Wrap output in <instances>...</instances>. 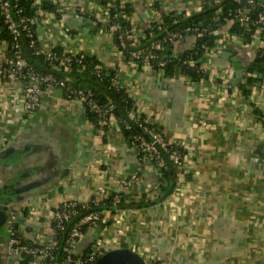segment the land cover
I'll return each instance as SVG.
<instances>
[{"label":"crops","instance_id":"1","mask_svg":"<svg viewBox=\"0 0 264 264\" xmlns=\"http://www.w3.org/2000/svg\"><path fill=\"white\" fill-rule=\"evenodd\" d=\"M119 1L132 6V31L139 35L162 14H190L203 0ZM43 2L53 6L43 10ZM34 5L40 48L94 54L101 66L114 69L137 112L160 126L167 143L184 149L185 164L171 192L159 198V170L127 143L115 118L105 128L92 122L58 86L42 91L39 105L23 115L19 81L0 78V264H25L9 250L11 224L21 242L39 244L52 235L54 207L117 193L126 201L152 202L104 210L99 224L76 242L77 253L100 237L108 250L127 248L145 263L264 264V77L247 97L237 87L262 44L259 35L245 45L222 26L202 63L207 77L192 82L164 78L125 59L105 25L91 19L105 21L103 0ZM79 17L82 26L76 24ZM193 45L194 36H187L175 42L174 52ZM6 48L0 41V61Z\"/></svg>","mask_w":264,"mask_h":264},{"label":"trees","instance_id":"2","mask_svg":"<svg viewBox=\"0 0 264 264\" xmlns=\"http://www.w3.org/2000/svg\"><path fill=\"white\" fill-rule=\"evenodd\" d=\"M13 17L16 18V9L29 18V25L34 30V21L38 14V7L34 5L35 0H9ZM203 0L199 10L190 14L184 11L177 13L175 11L167 12L161 15L159 20H152L141 34L136 35L132 31L131 15L133 8L128 1L121 3L103 0L104 18L105 21L97 20L91 16V19L96 21V26H104V31L111 33L116 47L122 51L123 56L127 60L134 62L138 69L143 65H148L155 70H159L164 78H173L177 76H185L192 82H197L207 77V70L202 67L204 59L209 51L215 47L216 40L219 37V29L222 26H227L228 33L235 35L241 39L242 43L247 45L253 40L254 35L258 32L259 37L264 40V21H258V16L263 9L264 0ZM53 5L50 2H43L40 8L49 10ZM248 16L246 21L240 18ZM113 24H119V30H111ZM201 32L199 36L197 33ZM180 33L181 39L187 36H194L195 41L192 48L186 49L178 54L174 52L171 34ZM0 41L7 44L6 57L12 58L14 39L3 20V11L0 7ZM18 41L22 46L23 57L28 66L40 73H51L58 79H64V84L61 87L66 98L74 97L73 89L89 90L93 98L101 105L111 103L113 105V115L117 120L120 130L125 136L127 143L134 147L138 155L144 159L146 152L141 151L137 136L143 135L146 140H150V136L143 130L147 125L144 122L145 116L142 114L138 121L129 116V112L135 110V102L129 94L128 89L119 84L114 83L116 72L112 68H104L94 54H88L79 51L71 56V66L67 71L63 68V64L52 68L49 60L43 53H36L29 45V40L25 33H21ZM121 42L124 46L122 47ZM159 44V46H156ZM54 51L62 53L64 50L61 47H54ZM137 51L138 54L131 57L128 52ZM161 63V64H160ZM243 78L237 83V87L247 97L252 86L259 83L264 77V46L260 47L252 60L243 69ZM68 78V79H67ZM85 115L94 123H98L103 128L106 127L104 121H101V116L96 112L89 110L85 105ZM258 118L262 120V113L254 109ZM264 122V120H262ZM143 126H140L139 124ZM149 129L160 133L161 128L156 123L148 125ZM161 162L153 160L152 164L159 170L160 182L159 189L162 195L159 198H164L174 188L177 174L184 170V162L179 168L174 165L175 154L184 155V149L179 145L169 144L167 150L159 148ZM175 152V154L173 153ZM152 201L140 200L138 202L129 200L126 201L123 194L117 193L116 196L108 195L100 200L91 199L84 207L78 204L76 214L73 215L66 223L63 231L60 233L58 246L54 251L55 258L60 260L63 257L62 245L68 236L71 227L77 223L83 216L87 214H97V218L93 222L80 224L79 231L81 235L85 233L89 225L99 224L101 213L104 210L114 212L116 209L134 206L140 207L144 204L148 205ZM13 230L16 236V225L13 224ZM80 237H77L76 241ZM21 241V240H20ZM88 249L81 251L82 256H86ZM22 262L27 264V257L21 255ZM146 264H158L157 262H149Z\"/></svg>","mask_w":264,"mask_h":264},{"label":"built area","instance_id":"3","mask_svg":"<svg viewBox=\"0 0 264 264\" xmlns=\"http://www.w3.org/2000/svg\"><path fill=\"white\" fill-rule=\"evenodd\" d=\"M249 2L252 3L251 0ZM0 7L3 11L4 23L7 25V28L10 30L15 41L12 45V58L5 57L2 61H0V78L19 81L21 87L20 92L17 93V96L20 99V106L18 107L22 111L21 114H29L39 105L42 91H47L52 86H62L64 84V79H58L51 73L37 72L28 66L23 57L22 46L18 41L21 33H25V36L29 40V45L34 49V52L43 53L49 60L51 67L54 69L56 66L63 64V68L68 71L72 62L71 56L79 51L64 50L62 53H57L53 50V48L43 50L38 45L35 32L29 25V18L24 16L19 9H16L17 17L14 18L9 0H0ZM240 19L242 21H246L248 16L245 15ZM258 21L261 23L264 21V6L258 16ZM111 30H119V24H113L111 26ZM200 34L201 32L199 31L196 36H199ZM257 34L259 35L258 32ZM171 38L174 45L175 42L182 40V35L175 32L171 34ZM195 38L196 37H194V41ZM261 43L260 47L264 46V40H262ZM121 45L122 47L124 46L123 42H121ZM156 46H159V44ZM128 54L131 57H134L138 54V52L129 51ZM114 83L120 84L118 78L114 79ZM72 92L74 93V97L69 99L76 100L82 106L85 105V107L87 106L89 110L99 114L101 116V121L106 122L114 119V115L112 113L113 105L111 103L101 105L93 98L92 93L89 90L79 88L73 89ZM12 106H14V104H12ZM129 116L135 118L136 121H138L141 117L140 113H138L136 109L129 112ZM144 122L147 125L143 127V130L150 136L151 139L146 140L143 135L137 136L139 148L141 151L147 153L144 157L145 161L152 164L153 160H157L159 163L161 162L159 148L167 150L169 143L165 141L164 137L160 133L149 129L148 125L154 123L150 118L145 116ZM139 125L143 126L141 123ZM173 153L175 154V152ZM184 158V155L181 156L175 154L173 162L176 168L181 166L182 162L185 161ZM86 203L87 202L77 200H66L51 209L50 220L52 222V235L49 240L39 244L21 242L15 236L13 224H11V226H9V250L15 255H25L28 258L27 264H94L98 257L109 251L108 247L103 244L100 237H98L99 239L97 238L92 244V247L86 256H82L80 253H77L74 248L77 242L76 238L81 236V232L79 231L80 224L93 222L97 218V214H87L75 223L71 227L68 236L62 245L61 249L63 257L60 260H57L54 255V251L58 246L60 233L63 231L65 223L76 214V207L78 204H81L82 207H84ZM11 218L13 219L14 216ZM96 225L97 224L93 223L89 225V227Z\"/></svg>","mask_w":264,"mask_h":264},{"label":"water","instance_id":"4","mask_svg":"<svg viewBox=\"0 0 264 264\" xmlns=\"http://www.w3.org/2000/svg\"><path fill=\"white\" fill-rule=\"evenodd\" d=\"M83 18L79 17L76 24L82 26ZM83 32V28H80ZM241 74V70L236 72L234 83ZM94 264H146L141 256L127 248H117L105 252L103 255L97 258Z\"/></svg>","mask_w":264,"mask_h":264}]
</instances>
